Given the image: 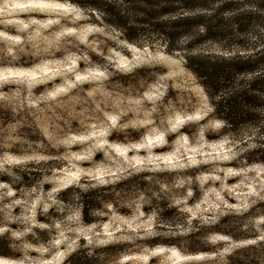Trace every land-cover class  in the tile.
<instances>
[{
    "label": "rangeland",
    "instance_id": "rangeland-1",
    "mask_svg": "<svg viewBox=\"0 0 264 264\" xmlns=\"http://www.w3.org/2000/svg\"><path fill=\"white\" fill-rule=\"evenodd\" d=\"M0 106L13 113L6 125L0 117V177L4 166L41 163L30 187L0 182V237L12 253L0 264H67L79 251L91 264H222L230 250L264 243V164L238 158L242 145L221 135L180 56L120 41L69 4L0 0ZM20 134L37 140L13 155ZM129 175L146 181L145 192L121 189L126 212L103 206L99 223H82L59 200L67 187ZM163 200L188 220L141 210ZM218 220L236 238L207 237L216 262L162 243Z\"/></svg>",
    "mask_w": 264,
    "mask_h": 264
},
{
    "label": "trees",
    "instance_id": "trees-1",
    "mask_svg": "<svg viewBox=\"0 0 264 264\" xmlns=\"http://www.w3.org/2000/svg\"><path fill=\"white\" fill-rule=\"evenodd\" d=\"M37 1L69 4L82 12L88 23L115 32L120 41L180 56L208 100V116L221 124V135L242 145L238 158L248 164H264V0ZM12 116L11 110L0 106L3 124L13 121ZM181 130L189 134L185 127ZM20 135L8 148L13 155L25 153L20 150L21 142L30 145L37 140V135ZM137 137L133 134L129 139ZM248 140L253 145L244 148ZM38 164L41 163L29 161L4 166L0 182L13 191L21 186L30 187L33 177H40ZM131 186L144 193L146 181L129 175L113 184L91 185L85 189L67 187L59 192V200L76 207L81 222L91 225L105 220L99 215L103 206L124 214L126 210L117 206L116 194ZM153 203L151 207L142 206L141 210L147 212L150 208L159 221L176 223L189 218L170 201ZM213 234L236 238L224 228V220H218L205 231L188 229L187 234L178 236L175 241L162 243L172 244L192 255L205 254L207 258L202 262L213 263L219 258L218 250L206 242ZM0 256H12L9 242L1 237ZM91 260V255L79 251L68 257L67 264H91ZM222 264H264V243L234 248L223 255Z\"/></svg>",
    "mask_w": 264,
    "mask_h": 264
}]
</instances>
